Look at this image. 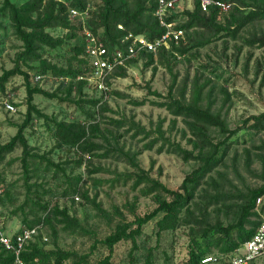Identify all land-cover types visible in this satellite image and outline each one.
<instances>
[{
    "label": "trees",
    "instance_id": "obj_1",
    "mask_svg": "<svg viewBox=\"0 0 264 264\" xmlns=\"http://www.w3.org/2000/svg\"><path fill=\"white\" fill-rule=\"evenodd\" d=\"M2 0L0 6V17H7L12 24L15 37L21 41V50L17 52L14 64L10 69L3 70L0 75V90L8 79L16 74L21 75L26 88V111L23 122L17 125L14 135L4 143H0V161L5 156L19 147L21 156L19 158L23 171L28 174L31 161L45 162L47 168L58 169L59 164L54 163L43 154L32 152L34 149L28 144L24 136V130L34 119H43L44 123L51 129V137L54 140V148H68L76 150L80 154L76 164L83 162V154H96L102 158H112L124 162L132 168V171L117 174L112 178V186L115 183L126 184L131 181L133 189L143 185L140 190L142 195L154 193L155 205L138 215L134 211V204H129L133 219L124 217L115 223L112 230L102 239L94 240L102 244L107 253L102 256L97 264H117L114 260L116 246L123 241L130 242L131 247L128 253L131 263L139 260L135 251L138 248L137 239L143 234V227L157 215L161 216L155 221L156 232L173 230L181 224L189 225L188 242L184 256V264H202L201 260L210 255H226L249 239L255 232L259 223L264 221V182L241 191L232 201L231 195L219 189L221 180H226L217 167L225 165V159L232 142H237L239 134L246 131L249 136L264 131V111L252 114L244 119L243 123L236 128H230L226 118L219 111L213 110L211 102L203 103L202 89L196 80L189 89L190 95L186 97L187 82L184 81L179 89V94L174 95L172 84L167 93L160 95V100H148L130 98L126 94L111 90L110 94L121 98H127L129 103L139 106L146 102L164 108L174 118H180L183 128L179 131L182 139L191 146L184 147L180 140L166 135L162 130L163 119L157 122L155 128L135 123L133 120H117L109 118V123L117 128L125 127V132H132V137L141 136L143 140L152 137L144 144V149H152L156 144L158 152L166 151L176 154L184 161L193 160L196 165L185 174L181 183L176 189H170L158 180L150 177L142 170L136 161V153L125 150L124 147L113 144L108 136L100 128L99 117L102 113L109 111L104 102L103 95L98 98H82L84 89L89 87L84 76L90 72L88 58L84 50V38L81 25L71 20L68 16V8L75 7L84 9L88 4L91 6L86 25L103 41L104 45L111 51L121 45L120 39L127 33L143 34L149 39H154L164 32L154 15L156 0ZM231 3L229 11L217 20L218 9L210 6L207 11L202 10L198 1H195L191 9L183 8L179 12L168 17L175 20L177 27L184 30V37L177 44L171 42L170 48L160 47L156 54L152 52H141L140 57L145 59V65H152L154 62L159 65L169 63V57L174 53L186 54L192 49L203 47L216 39L230 37L236 39L242 29L255 21L264 20V0H225ZM122 24L124 30H119L117 25ZM60 29L61 35H54L53 30ZM248 46H264V33H252L244 39ZM44 47L55 50L62 49L66 54V65L50 63L42 58ZM135 60V59H134ZM132 60V61H134ZM129 62V64L132 63ZM29 62H38V66H28ZM23 66L36 69L39 74H52L57 78L68 79L69 83L64 97H58V88L54 92H47L41 88L30 85L29 72ZM126 75V68L116 69L109 77H123ZM83 76V79H77ZM74 92V104L87 103L96 108L99 114L94 118L93 114L85 112L84 119L66 120L49 117L43 113L33 102L34 94H42L49 98L68 100ZM209 95V94H208ZM71 101V100H70ZM102 118H105L102 116ZM112 135L111 131L106 130ZM211 131L215 132L212 135ZM188 135V136H187ZM235 138H232L234 137ZM102 139V142L96 141ZM101 171L100 168L88 170L89 174ZM237 173V172H236ZM213 174H217L218 178ZM30 176H26L28 179ZM80 180V177L78 178ZM96 184V183H95ZM32 185H28L27 193ZM78 191V188L77 190ZM8 194V192L6 193ZM89 201L95 210L108 217V213L96 202L95 197L91 199L86 192L81 193ZM3 194L0 197L2 204ZM257 198L262 200L257 203ZM27 199H31L27 196ZM201 200V201H198ZM33 200V199H32ZM34 201V200H33ZM44 211L41 217L32 221L27 220L25 215L22 220L25 225L43 223L50 227L51 239L46 243L36 241L23 252V257L28 264H90V252L79 253L74 250H65L57 245L58 230L53 221L61 225V229L75 233L81 228L79 220L71 216L67 209H59L58 206L49 207L47 204L33 202ZM227 203V204H226ZM127 204V203H126ZM259 205V206H258ZM213 209H227L228 220L225 222L219 217L212 220L207 215L208 207ZM23 209V206H22ZM197 211V213H195ZM115 212L122 215L119 208ZM51 242V248L45 245ZM214 252L218 253L215 254ZM12 257L9 252L0 246V264H8ZM34 259H37L34 261ZM140 264H155V255L148 248L140 260Z\"/></svg>",
    "mask_w": 264,
    "mask_h": 264
},
{
    "label": "rangeland",
    "instance_id": "obj_2",
    "mask_svg": "<svg viewBox=\"0 0 264 264\" xmlns=\"http://www.w3.org/2000/svg\"><path fill=\"white\" fill-rule=\"evenodd\" d=\"M16 1L19 2V0ZM96 2V0L91 1L92 4ZM1 3L2 0H0V6ZM52 33L61 35L63 31L56 29ZM252 33H264V20L248 24L240 31L236 39L223 37L203 47L192 49L184 55L174 53L169 57V63L166 65L155 62L152 65H145L144 58H137L129 64L125 76L113 78L109 92L114 90L130 98L146 97L148 100H160L159 96L151 92L166 94L174 80L173 94L178 95L180 87L186 81V97H189L191 84L196 80L199 85H203V103L211 102L212 109L219 111L226 118L229 127L236 128L248 116L264 111V46L250 47L244 43V39ZM21 45V41L14 35L11 21L7 17H0V75L3 70L13 66ZM41 52L42 58L48 62L66 65V54L62 49L52 50L44 47ZM38 64V62H29L28 66H38ZM23 69L29 72L31 86L47 92H54L60 88L57 96L61 98L65 96L68 79L57 78L47 73L44 74L41 82H35L33 76L37 74V70L25 66ZM109 92L103 96L109 111L102 113L100 117L98 113H95V107L87 103L74 104V100L78 98L74 97V92L69 101L34 94L33 102L43 113L57 119H84L85 112L93 114L94 118L99 117L100 128L111 143L124 147L131 153L135 152L136 161L142 170L166 187L176 189L185 174L196 163L193 160L184 161L173 153L158 152L156 148L159 143L152 149H144V144L157 133H153L152 137L145 140L141 136L132 137L133 131L125 132V127L117 128L109 123L108 119L133 120L146 128L150 126L155 128L157 122L163 119L162 130L166 132V135L180 140L184 147L190 149L191 146L181 138L179 133L184 126L181 119L176 118V123L170 129L171 120L174 117L164 108L149 102L135 106L129 103L127 98H121ZM101 95L103 93L87 87L84 89L82 98H98ZM4 99L13 102L17 110L13 113L6 111L1 103ZM25 111V82L21 75L16 74L8 79L4 90H0V143L8 141L15 134L17 125L23 122ZM106 130L111 131L112 135ZM50 133V127L44 123L43 119L37 118H34L24 130L28 144L34 148L32 152L43 154L54 163H58V169L47 168L45 162L36 160L31 161L29 173L26 174L19 160L21 156L19 147L0 161V183L4 188L1 204L4 220L10 230H17L25 225L22 220L25 215L29 221L43 215L44 211L33 202L47 204L49 207L58 206L59 209L65 208L71 216L79 220L81 228L75 233H70L62 230L61 225L53 221L58 230V247L79 253L90 252V264H97L107 251L100 243L92 247L94 240L104 238L121 217L133 219L129 204H134V211L138 215L152 209L155 205V195L154 193L142 195L140 190L144 186L140 185L133 189L131 181L126 184L120 181L112 186L110 181L112 178H115L117 174L132 171V168L124 162L96 155L101 154V150L94 151L93 155L83 154V162L78 166L75 161L80 154L68 148H54V140ZM211 133L215 135L214 131ZM96 141L105 144L102 139H96ZM97 168L101 171L89 174L88 170ZM217 170L227 178V181L221 180L218 187L226 195H231L232 201H236L235 197L240 190L246 191L249 187L262 184L264 182V131L251 136L247 131L242 135L239 134L237 142L231 143L225 165L217 167ZM26 176L30 177L26 179ZM213 176L218 178L217 174ZM28 185H32L29 193H27ZM77 188L78 191H76ZM82 192H86L90 199L95 197L96 202L108 213V217L99 214L93 205L82 197ZM27 196L31 199H27ZM198 201L201 200L198 199ZM115 207L119 208L122 215L115 212ZM217 211L218 209H213V206L208 207L209 219L213 220ZM226 212L225 208L218 211L219 217L225 222L228 220ZM160 216L161 214L157 215L145 224L143 234L137 239L138 248L135 253L139 260L131 263L128 257L131 243L123 241L115 249L114 260L117 264H140L148 248L155 255V264H184L189 225L181 224L173 230L157 233L155 221ZM41 230L50 240V227L42 223ZM52 246L53 244L49 242L45 248ZM257 264H264V256L257 260Z\"/></svg>",
    "mask_w": 264,
    "mask_h": 264
},
{
    "label": "built area",
    "instance_id": "obj_3",
    "mask_svg": "<svg viewBox=\"0 0 264 264\" xmlns=\"http://www.w3.org/2000/svg\"><path fill=\"white\" fill-rule=\"evenodd\" d=\"M198 1L202 10L207 11L210 6L218 9L217 20H221L231 8V3L225 0H156L154 15L164 32L154 38L149 39L143 34H133L127 32L121 39V45L109 50L90 28L86 22L89 17L91 6L88 4L84 9L75 7L68 8V16L74 22L81 25L84 38V50L88 58L90 72L84 76L88 86L106 95L111 89V81L114 77H109L118 68H128L129 62L141 58V52H152L156 54L160 47L170 48L171 42L177 44L184 37V30L177 27L175 20H169L168 17L182 10L191 9L194 2ZM119 30H124L122 24L117 25ZM35 82H41L44 79L43 74H34ZM78 76L77 79H83ZM106 97V96H105ZM3 108L13 113L17 110L13 102L4 99ZM3 186L0 183V197L3 194ZM78 199V197H76ZM260 198H257V203ZM0 203V246L9 252L12 259L8 264H28L23 257L28 247L36 242L46 243L49 237L42 232L40 224L32 226L23 225L17 230H10L2 214ZM264 256V221L259 223L252 236L245 240L239 247L226 255H210L202 259V264H257V260ZM37 259H34L36 261Z\"/></svg>",
    "mask_w": 264,
    "mask_h": 264
}]
</instances>
